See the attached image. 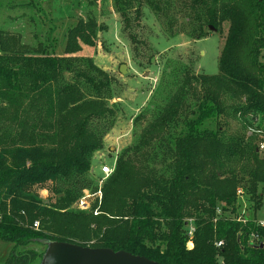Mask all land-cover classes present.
<instances>
[{
    "label": "trees",
    "instance_id": "trees-1",
    "mask_svg": "<svg viewBox=\"0 0 264 264\" xmlns=\"http://www.w3.org/2000/svg\"><path fill=\"white\" fill-rule=\"evenodd\" d=\"M143 1L156 14H165L171 31L173 0H114L124 29L131 31L133 20L142 16ZM186 5L203 11L209 29L229 21L219 74L197 76L200 83L206 82L207 97L190 114L184 103L185 87L192 82L184 78L180 93L142 132L139 146L119 155L113 173L103 183L100 210L105 211L98 216L60 209L78 198L84 187L94 186L88 176L92 154L106 132L103 128L112 122L105 95L112 77L98 69L90 57L74 55L81 43L94 44L99 28L96 19H79L67 27L61 56L55 53L53 39L39 43L34 53L26 52L24 47L17 48L14 36L0 31V116L16 121L19 128L8 131V141L0 142V264H39L50 241L87 246L82 239L87 227L81 223L101 218L106 222L119 216L123 205L129 216L106 228L96 237L94 247L126 250L165 264H264V226L255 218L242 221L225 214L237 211L236 177L219 186L221 170H201L197 151L206 143L202 141H208L220 157L247 156L239 140L222 138L219 130L202 126L207 116L225 112V106L220 105L224 92L245 96L241 103L230 106L232 111L239 116L260 115L264 122V0H187ZM197 35L202 38L204 31ZM86 91L91 96L83 98ZM196 112H200L198 116ZM66 123L69 130L63 134ZM169 126L178 132L169 131ZM50 129L55 130L53 141L44 136ZM165 136H170V143L163 146ZM14 137H19L20 145ZM154 139L159 144L153 155L169 150L161 157H168L173 165L167 172L141 174L143 186L132 194L128 186L138 178L135 157L148 151L142 148ZM257 151L251 149L254 167L247 175L254 207L260 208L263 193L257 186L264 182V157ZM48 180L64 186L63 204H46L29 191ZM36 220L41 223L38 229L32 226ZM190 225L194 226L192 247L188 246ZM220 240L223 244L218 247Z\"/></svg>",
    "mask_w": 264,
    "mask_h": 264
},
{
    "label": "rangeland",
    "instance_id": "rangeland-1",
    "mask_svg": "<svg viewBox=\"0 0 264 264\" xmlns=\"http://www.w3.org/2000/svg\"><path fill=\"white\" fill-rule=\"evenodd\" d=\"M173 1L174 6L170 14L175 22L171 31L168 30L165 14H156L145 1L141 6L142 16L133 20V28L128 31L124 29L122 17L114 6V0H0V31L14 36L17 48L22 50L24 47L27 49L26 52L34 53L39 43L44 45L53 39L55 53L59 56L64 55L67 27L79 19L88 17H94L97 21L99 28L94 37V44L81 43V49L74 55L90 57L98 69L112 77L111 88L105 95L113 114L110 117L112 122H108V127L103 128L106 132L102 134L99 148L92 154L88 176L94 186L84 187L79 197L85 190L94 192L101 185L102 164L107 163L116 167L117 159L125 149L133 150L135 146H139L142 132L147 129L149 123L156 121L158 115L163 113L165 107L180 93L179 88L183 85L185 77L192 82L190 87H185L187 97L184 109L190 114V111L197 110L207 97L206 82L201 78L199 80L203 83H200L197 76L219 74V57L228 35L229 21H224L218 29H209L205 25L202 10L187 7V0ZM199 27L202 29H198ZM201 30L204 31V36L199 38L197 34ZM130 33L135 37L133 38ZM261 60H264V51ZM122 65L125 66L124 71H121ZM212 91H215L214 86ZM237 93L232 90L224 92L220 105L225 106V112L207 116L202 126L214 132L219 130L222 138L239 140L246 148L247 156L242 159L220 157L213 144L202 141L206 143L200 144L197 149L202 163L201 170L213 173L220 169L222 175L216 183L219 186L229 184L232 182L229 178L236 177L237 211L236 213L227 211L226 215L244 218L249 216L257 221L264 220V182H259L257 186V191L263 193V204L256 208L248 189L250 181L247 175L248 170L254 167L250 159L251 149H258L259 142L264 141V122L260 115L250 113L248 116H239L232 111L230 106L241 103L245 98L244 95L238 98ZM90 96L91 93L87 91L82 95L83 98ZM199 113L192 115L198 116ZM68 127L66 123L63 134L67 133ZM14 130H19L17 122L0 116V142L8 141L7 132L13 133ZM169 131L178 132L176 127L172 126H169ZM54 134L55 130L50 129L45 131L44 136L47 135L53 141ZM16 138L14 137L16 144L20 145L19 137ZM169 138L170 136H165L163 146L167 142L170 143ZM158 144L159 140L154 139L150 146L142 148L148 151L136 155L135 169L138 178L131 181L128 186L132 194L140 191L143 186L141 174L149 175L153 171L167 172V167L173 165L171 159L161 157L169 150L153 155V150ZM257 152L260 158L264 157L263 150ZM238 190L241 192L238 193ZM29 191L44 203L55 206L63 202L66 196L64 186L56 180L36 184L30 187ZM79 197L69 201L65 207L59 208L72 213L89 214V211L77 207ZM120 208L118 213L116 211L119 216L115 215L106 222L101 218V221L92 219L81 223L87 227L84 233L86 238H82L87 246L94 247L96 237H99L106 228H113L115 222H121L129 216L126 205ZM36 221L38 226L34 227V223L32 226L38 229L41 223L40 220ZM39 248L43 249L45 246L39 245Z\"/></svg>",
    "mask_w": 264,
    "mask_h": 264
},
{
    "label": "water",
    "instance_id": "water-1",
    "mask_svg": "<svg viewBox=\"0 0 264 264\" xmlns=\"http://www.w3.org/2000/svg\"><path fill=\"white\" fill-rule=\"evenodd\" d=\"M210 29L214 30L211 25ZM125 66H121V71ZM263 246V244H260ZM39 264H165L126 250L91 247L67 241L47 243Z\"/></svg>",
    "mask_w": 264,
    "mask_h": 264
},
{
    "label": "built area",
    "instance_id": "built-area-1",
    "mask_svg": "<svg viewBox=\"0 0 264 264\" xmlns=\"http://www.w3.org/2000/svg\"><path fill=\"white\" fill-rule=\"evenodd\" d=\"M258 150H263L264 151V141L259 142L258 144ZM101 174L102 177L100 179L101 185L96 189L94 192H90L88 190H85L83 194L79 197L77 200V207L80 210L83 211H89L93 215L97 216L102 213L100 210L101 204L103 201V191H102V185L104 181L113 173L115 167H112L111 165L104 163L101 165ZM241 191L238 190V193ZM249 218L247 216L246 218L244 217H239V220L246 221ZM258 224L264 226V220H258ZM34 227L38 226V222L35 221L33 224ZM194 231V226L190 225L189 230H188V235H189V241H188V246L192 247L193 246V241H192V234ZM223 242L220 240L217 242V246H221Z\"/></svg>",
    "mask_w": 264,
    "mask_h": 264
}]
</instances>
